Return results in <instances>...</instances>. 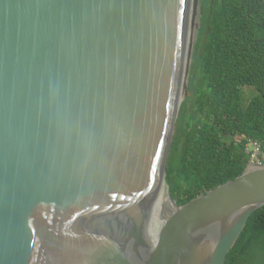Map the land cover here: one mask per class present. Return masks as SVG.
I'll return each mask as SVG.
<instances>
[{
  "label": "water",
  "instance_id": "1",
  "mask_svg": "<svg viewBox=\"0 0 264 264\" xmlns=\"http://www.w3.org/2000/svg\"><path fill=\"white\" fill-rule=\"evenodd\" d=\"M199 6L0 0V264L226 263L264 165L182 205L166 183Z\"/></svg>",
  "mask_w": 264,
  "mask_h": 264
},
{
  "label": "trees",
  "instance_id": "2",
  "mask_svg": "<svg viewBox=\"0 0 264 264\" xmlns=\"http://www.w3.org/2000/svg\"><path fill=\"white\" fill-rule=\"evenodd\" d=\"M200 5L192 94L181 105L166 168L179 204L235 179L250 160V139L264 143V0ZM247 85L256 91L246 104ZM226 264H264V206L250 217Z\"/></svg>",
  "mask_w": 264,
  "mask_h": 264
},
{
  "label": "clouds",
  "instance_id": "3",
  "mask_svg": "<svg viewBox=\"0 0 264 264\" xmlns=\"http://www.w3.org/2000/svg\"><path fill=\"white\" fill-rule=\"evenodd\" d=\"M191 66V65H190ZM190 74V72H189ZM255 88V86H254ZM256 91V90H255ZM191 93L189 87V94ZM189 94H185L186 96ZM190 96V95H189ZM183 97V96H182ZM182 105V103H181ZM181 108V107H180ZM248 153H250V162H256L260 165H264V143L257 139H250V145L247 148ZM171 190V189H170ZM172 194V193H171ZM203 194V193H202ZM185 204V203H184ZM182 205V204H181ZM264 206V205H263ZM262 207V206H261ZM252 216V215H251ZM250 219V218H249ZM249 221V220H248ZM226 264V263H225Z\"/></svg>",
  "mask_w": 264,
  "mask_h": 264
},
{
  "label": "rangeland",
  "instance_id": "4",
  "mask_svg": "<svg viewBox=\"0 0 264 264\" xmlns=\"http://www.w3.org/2000/svg\"><path fill=\"white\" fill-rule=\"evenodd\" d=\"M200 26H201V5L199 6V12H198V17H197V22H196V28H195V33H194V38H193V43H192V46L193 44L196 42L197 40V37L199 36V29H200ZM192 62V61H191ZM192 64V63H191ZM191 70V68H190ZM189 70V72H190ZM191 73V72H190ZM188 84H189V87H190V74L188 76ZM192 93H190L189 95H191ZM189 95H184L182 97V102L183 103L184 101L187 100L188 96ZM255 95V88L254 86L252 85H247L244 87V90H243V96H244V99H245V103L247 104L251 99L252 97ZM189 104H191V101L189 102Z\"/></svg>",
  "mask_w": 264,
  "mask_h": 264
},
{
  "label": "bare ground",
  "instance_id": "5",
  "mask_svg": "<svg viewBox=\"0 0 264 264\" xmlns=\"http://www.w3.org/2000/svg\"><path fill=\"white\" fill-rule=\"evenodd\" d=\"M172 208H173V206H172Z\"/></svg>",
  "mask_w": 264,
  "mask_h": 264
}]
</instances>
